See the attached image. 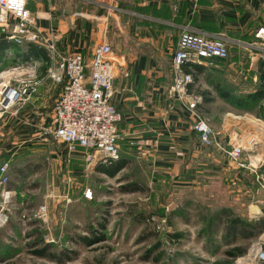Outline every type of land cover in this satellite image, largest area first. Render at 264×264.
<instances>
[{
	"label": "crops",
	"instance_id": "obj_1",
	"mask_svg": "<svg viewBox=\"0 0 264 264\" xmlns=\"http://www.w3.org/2000/svg\"><path fill=\"white\" fill-rule=\"evenodd\" d=\"M29 7L38 13L43 33L49 37L54 32L66 53L82 52L90 58L98 44L107 42L112 46L116 63L113 102L122 114V157L139 159L158 179L192 186L218 174L224 180L240 183L247 174L256 175L258 168L264 167V142L258 139L264 136V126L248 132L240 123L243 116L232 112L226 102L232 103L219 94L217 86H222L209 82L229 72L239 75L241 83L251 72L254 82L260 85V72L255 68L260 57L251 44L256 41V30L264 24V0H31ZM185 28L208 36L225 34L229 39V58L215 67H196L192 90L202 95L199 110L209 118L224 147H229L228 142L235 137L243 143L248 141L246 138L258 141L256 154L243 153L244 167L222 149L203 145L195 129L196 116L177 96L169 94L173 82L171 61ZM44 71L39 68L40 75ZM57 92V86L46 82L37 98L16 108L17 116L5 114L0 119V152L7 150L15 122L22 123L16 133L20 142L42 133ZM260 105L263 107L262 101ZM255 118L264 124V118ZM139 140L144 143L145 156L129 145ZM51 141H55L52 136L40 144L58 154L51 156L68 161L67 145L62 142L52 150ZM72 155L83 161L81 153Z\"/></svg>",
	"mask_w": 264,
	"mask_h": 264
},
{
	"label": "rangeland",
	"instance_id": "obj_2",
	"mask_svg": "<svg viewBox=\"0 0 264 264\" xmlns=\"http://www.w3.org/2000/svg\"><path fill=\"white\" fill-rule=\"evenodd\" d=\"M2 61L0 73L23 62L11 49ZM255 68L263 72L264 62L260 59ZM239 78L227 72L209 82L238 97L259 87L251 72L244 82ZM226 104L243 116L240 123L248 132L262 130L264 124L255 116L263 118V107ZM12 127L16 129L8 135L7 151L15 147L13 153L0 152V163L4 159L10 162L7 187L14 191L10 219L0 227V264H264V232L228 244L223 238L225 227L215 222L208 225L207 220L222 208L250 220L264 218V179L260 177H264V167L258 168L254 181L248 182L251 175L247 174L248 183L234 184L218 174L192 186L158 179L139 159L130 156L128 166L110 177L97 171L96 164L87 168L79 157L71 155L64 161L51 156L54 152L42 148L33 136L20 142L16 133L22 123L15 122ZM258 139L264 142V136ZM11 140L17 144H10ZM50 144L54 150L62 143ZM243 153L254 155L255 147ZM135 182L144 189L133 191ZM89 188L91 199L85 193ZM41 204L48 205V216L32 218V211ZM92 234L104 235L105 240L84 244L80 236ZM39 235L62 253L64 262L33 253ZM235 246L246 247V253H229Z\"/></svg>",
	"mask_w": 264,
	"mask_h": 264
},
{
	"label": "built area",
	"instance_id": "obj_3",
	"mask_svg": "<svg viewBox=\"0 0 264 264\" xmlns=\"http://www.w3.org/2000/svg\"><path fill=\"white\" fill-rule=\"evenodd\" d=\"M30 1L0 0V38L5 37L18 45L36 43L45 48L47 59L23 61L0 73V119L8 112L17 116L18 107L37 98L46 82L54 86L64 84L49 122L41 128L42 133L33 138L48 142L52 136L55 141L65 143L68 157L81 153L87 168L92 164L118 160L121 157L119 124L122 114L113 102L116 63L112 46L107 42L98 44L90 58L82 52L62 51L54 32L49 37L43 33L38 13L29 7ZM255 38L251 47L264 61V24L256 30ZM229 44L225 34L208 36L189 28L182 30L171 61L173 82L169 94L177 96L196 116L195 129L203 145L222 149L233 162L244 167V150L256 147L258 141L252 138L243 143L235 137L228 142L229 147H224L209 118L199 110L202 95L192 90L196 67H215L226 61L230 56ZM251 58L254 59L255 55ZM43 66L46 69L40 75L39 68ZM262 106L264 108V98ZM129 145L142 156L146 155L142 141H130ZM9 170L8 160L0 163V227L8 223L13 204L14 191L7 187ZM85 193L87 198H92L90 188ZM48 214V205L41 204L31 215L34 219H43Z\"/></svg>",
	"mask_w": 264,
	"mask_h": 264
},
{
	"label": "trees",
	"instance_id": "obj_4",
	"mask_svg": "<svg viewBox=\"0 0 264 264\" xmlns=\"http://www.w3.org/2000/svg\"><path fill=\"white\" fill-rule=\"evenodd\" d=\"M10 49L14 51L15 55H18L22 59V61H27L30 58H39V59L41 58L42 60L47 59V52L45 48H43L42 46L36 43H25L23 45H18L12 41H9L5 37H1L0 38V64L3 62L2 60L5 59V52ZM42 68L46 69V66H43ZM260 80H261V83L257 89L245 94L244 96H240V97L232 94L230 90H226L222 87L220 88L219 86H217V88L221 96L226 98L229 102H231L233 105L237 107H242V106H246L249 103H252V104L254 103L255 106L258 104L261 108L260 103L262 99L264 98V85H263L264 70L263 72L260 73ZM63 86L64 84L57 86L58 92L55 97V100L59 97ZM14 129L16 128L13 127L12 131ZM14 142L15 141L11 140L10 144H17ZM40 143L41 142L37 144H40ZM34 144H36V142H34ZM7 145H8V142H7ZM14 148L15 147H12V149ZM2 151H4V153L9 152L10 155L11 153H13V150L11 151L2 150ZM3 161H5V159ZM128 164H129V160L121 156V158H119L118 160H111L107 163H97L95 165V169L101 173H105L106 175H109L110 177H115L118 173H120V171L125 169L128 166ZM247 176L248 175H246L245 176L246 178L244 179L245 183L254 181V175H251L250 180L248 182H247V178H248ZM132 185H133V191H140L144 189L143 186H138L136 182L133 183ZM207 220H208V225H211L212 223L215 222V225L220 224L225 227V234L223 235V238L225 239V241H227L226 243L228 244L236 241L237 238L251 239L259 235L260 233L264 232V218H260L258 220H250L249 218H245L241 215L234 214L228 208H222L216 211L214 214H211L207 218ZM175 236H178V234H176ZM80 238L83 241V243L88 246L105 240V236L99 235V234H95V235L92 234V236H89V235L80 236ZM34 243H35L34 245H37V248L33 250V253L36 254L37 256L42 257V258L43 257L48 258L50 260L60 262V263L65 261V259L62 257V253L61 252L58 253L56 250H54L53 244L45 243L43 236L39 235L37 237V241H34ZM246 250H247L246 247L235 246L233 248V251H229V253L233 255L242 256L246 253Z\"/></svg>",
	"mask_w": 264,
	"mask_h": 264
}]
</instances>
